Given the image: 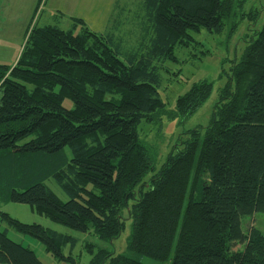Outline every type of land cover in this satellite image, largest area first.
Returning a JSON list of instances; mask_svg holds the SVG:
<instances>
[{
	"label": "trees",
	"instance_id": "1",
	"mask_svg": "<svg viewBox=\"0 0 264 264\" xmlns=\"http://www.w3.org/2000/svg\"><path fill=\"white\" fill-rule=\"evenodd\" d=\"M246 1L142 0L140 42L124 50L78 17L69 29L32 25L15 63L0 65V199L100 241L118 238L130 219L127 250L169 264H264V233L252 223L264 213V22L232 64L208 123L178 138L158 169L137 134L165 112L160 71L177 59L174 49L199 44L201 29L233 27ZM211 90L207 80L192 84L167 114L187 118ZM0 216L60 262L147 264L88 240L82 263L75 236ZM0 264L44 263L5 229Z\"/></svg>",
	"mask_w": 264,
	"mask_h": 264
},
{
	"label": "rangeland",
	"instance_id": "2",
	"mask_svg": "<svg viewBox=\"0 0 264 264\" xmlns=\"http://www.w3.org/2000/svg\"><path fill=\"white\" fill-rule=\"evenodd\" d=\"M251 11L256 13V19L249 18V12L254 13ZM236 13L232 20L233 27L230 20L220 33H210L204 29L193 33L195 40L200 43H194L187 48L176 47L174 54L177 59L164 62V68L160 71L159 94L165 102V112H161L162 115L156 120L143 121L137 127L138 137L148 148L155 169L165 161L178 138H184L188 130L208 123L213 107L219 100L220 88L231 73L232 64L239 60L246 45L255 37V30L264 22V0H247L236 9ZM72 17L83 19L95 32L112 35L123 50L132 49L140 42L144 20L142 0H0V65L11 66L15 63L32 25L53 24L69 29L72 26ZM200 80L210 81L212 90L195 112L185 119L167 114L168 110L173 111L177 97ZM71 104L70 100L64 101L67 107ZM44 182L62 201L67 200V196L53 178ZM0 212H6L21 222L39 223L75 236L78 244L72 253L80 254L82 263L89 259V255L81 248L84 241L88 240L115 253L138 258L147 264H169L127 250L132 225L130 219L125 221L118 238L113 241H100L92 233H82L53 222L35 212L28 204L0 199ZM253 218V225L264 233V213H256ZM5 229L11 240L33 249L44 264H70L55 259L35 238L8 228L0 216V230ZM63 251L68 253L69 247Z\"/></svg>",
	"mask_w": 264,
	"mask_h": 264
}]
</instances>
